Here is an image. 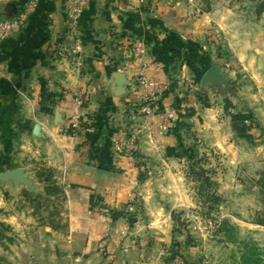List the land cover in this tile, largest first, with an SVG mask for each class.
<instances>
[{"label": "rangeland", "instance_id": "1", "mask_svg": "<svg viewBox=\"0 0 264 264\" xmlns=\"http://www.w3.org/2000/svg\"><path fill=\"white\" fill-rule=\"evenodd\" d=\"M217 2L214 10L203 3L207 21L193 43L202 57L174 59L178 65L171 66L183 101L177 108L191 113L189 129L175 135L173 103L155 107L147 91L133 113L140 118L126 114L111 143L126 193L107 188L117 192L112 202L101 188L88 195L77 188L79 197L70 202L66 171L39 172L30 178L34 190L19 185V227L0 221V264H88L101 258L116 222L135 232L121 242H158L159 264H264V0ZM210 69L215 74H206ZM158 86V94L167 90ZM153 114L164 118L157 128L144 118ZM168 133L175 144L159 154L153 138ZM192 162L209 172L219 202L206 203L199 183L187 177ZM97 229L105 233L93 234Z\"/></svg>", "mask_w": 264, "mask_h": 264}, {"label": "crops", "instance_id": "2", "mask_svg": "<svg viewBox=\"0 0 264 264\" xmlns=\"http://www.w3.org/2000/svg\"><path fill=\"white\" fill-rule=\"evenodd\" d=\"M29 1L0 0V19L13 18ZM36 1L26 25L0 40L1 167L3 172L21 169L28 179L46 170L66 171L70 202L77 201V188L83 195L101 188L113 202L117 192L107 188L117 186L123 188L121 195L126 193L125 185L119 188L126 182L121 178L124 167L111 152L113 137L125 125L126 114L140 118L133 113L147 91L155 107L171 108L172 94H158L159 88L145 83L169 84L166 69L171 72V66L178 65L167 66L174 53L181 62L202 57L193 43L200 39L198 28L207 21L202 9L205 0H89L75 32L79 45L66 26V0ZM208 2L213 10L218 4ZM138 42L143 53L136 56ZM206 74L199 78L201 88ZM75 96L82 99L84 117L74 137L69 116ZM144 118L156 128L164 120L161 114ZM90 124L93 133L86 131ZM153 140L159 154L175 144L171 133ZM115 169L120 172H108ZM22 189L0 180V221L13 229L19 227L14 204L22 198ZM121 226L116 222L103 255L90 258L88 264H159L158 242L153 246L141 239L121 242L127 234L135 235ZM97 233L105 232L93 230ZM167 233L168 229L162 232Z\"/></svg>", "mask_w": 264, "mask_h": 264}, {"label": "built area", "instance_id": "3", "mask_svg": "<svg viewBox=\"0 0 264 264\" xmlns=\"http://www.w3.org/2000/svg\"><path fill=\"white\" fill-rule=\"evenodd\" d=\"M140 3H143L144 0H139ZM89 0H66L65 3V14H66V26L71 36L74 37L75 42L79 45V40L76 38L75 32L78 27L79 19L81 18L82 13L88 6ZM37 7V1L31 0L26 6L19 11L13 18L10 19H0V40L7 39L13 32L21 30L30 17L31 13ZM134 53L136 56H139L143 53V45L138 42L134 47ZM146 87L159 88L157 82L152 81L145 83ZM82 99L79 96H75L72 109L69 116V128L72 131V135L75 137L79 131L81 124L83 123V113H82ZM143 110L146 113L150 112L148 106H144ZM87 132H92L93 129L90 125L86 127Z\"/></svg>", "mask_w": 264, "mask_h": 264}, {"label": "trees", "instance_id": "4", "mask_svg": "<svg viewBox=\"0 0 264 264\" xmlns=\"http://www.w3.org/2000/svg\"><path fill=\"white\" fill-rule=\"evenodd\" d=\"M177 57L176 53H174V55H172L170 57V61L168 62V65H170V63L173 62L174 58ZM167 72V76L170 79L169 84L167 85V90H164L161 94L162 95H166V94H172L173 95V107L176 108L175 110L177 111V114L175 116V123H173V133L175 135H178V133L182 130V129H189V125L187 124V119L188 116L191 113H187L184 112L183 114H181L178 110V105L180 103H182V99L178 97V94L174 91V89L176 88L177 85V81L173 80V72L171 69V72L168 71V68L166 69ZM160 112V111H158ZM191 112V111H189ZM174 120V119H173ZM172 125V124H171ZM181 144L179 146V148H181ZM176 150V149H175ZM197 164H195L194 162H192L191 166L189 167V172L187 174L188 178H192L194 179L197 183H199V188L198 191L200 193H205V199L207 200L206 203L208 202H212V203H216L220 201V198L216 195L215 189L217 187V184L211 179V177L209 176V172L203 168H200L198 166H196ZM3 172V168L1 167V158H0V173ZM262 182L260 183V190L262 195L264 196V171L262 173ZM57 189V188H56ZM205 190V192H204ZM201 196L204 198L203 194H201ZM173 219L175 218L174 213L172 214ZM259 225L264 226V219L261 220L259 222Z\"/></svg>", "mask_w": 264, "mask_h": 264}, {"label": "water", "instance_id": "5", "mask_svg": "<svg viewBox=\"0 0 264 264\" xmlns=\"http://www.w3.org/2000/svg\"><path fill=\"white\" fill-rule=\"evenodd\" d=\"M0 180H10L15 186L23 185L30 190H34L33 182L26 178L21 169H11L0 173Z\"/></svg>", "mask_w": 264, "mask_h": 264}]
</instances>
